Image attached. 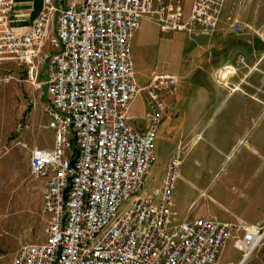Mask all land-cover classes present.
<instances>
[{
	"label": "built area",
	"instance_id": "built-area-1",
	"mask_svg": "<svg viewBox=\"0 0 264 264\" xmlns=\"http://www.w3.org/2000/svg\"><path fill=\"white\" fill-rule=\"evenodd\" d=\"M225 2L194 0L186 16L179 3L166 0L65 6L44 0L34 24L17 30L10 25L15 0H0V65L11 60L26 72L23 80L0 74V86L13 80L36 85L44 76V114L53 132V147L35 146L30 158L31 176L46 181V240L21 246L11 264H217L230 240L241 257L226 264L248 263L264 241V228L202 217L173 225L181 149L167 163L160 187L143 193L179 77L157 72L141 86L134 37L142 19L157 12L163 35H211ZM55 24L57 35L51 36ZM233 28L240 32L242 25ZM142 92L145 131L130 123ZM29 127L18 125L19 131Z\"/></svg>",
	"mask_w": 264,
	"mask_h": 264
},
{
	"label": "crops",
	"instance_id": "crops-1",
	"mask_svg": "<svg viewBox=\"0 0 264 264\" xmlns=\"http://www.w3.org/2000/svg\"><path fill=\"white\" fill-rule=\"evenodd\" d=\"M53 1L59 6H65L71 2H83L84 0ZM166 1L179 3L183 6V0ZM191 2L190 10L182 7L185 10L184 14L190 13L194 0ZM43 4L44 0H15L10 20L11 27L17 30L31 27L40 14ZM231 17H235L237 22L246 25L245 16L230 14V5L226 3L218 27L211 35L194 38L193 53L185 60L184 52L190 47V37L189 39L187 37V39L181 37L171 39L174 42L170 49V46L166 45L162 39L166 35H163L160 30L161 16L144 17L134 37L133 57L137 76L138 71L144 73L150 71L151 77L157 72H164V61L170 64V58L174 62L178 60L179 93L172 100V104L173 107L178 108L179 106L182 109L187 104L186 102L191 100L193 103L187 113V119L193 122L185 126L182 123V111L176 114L177 117L169 112L161 123L159 133L169 129L176 134L177 149H182V147L184 149V146L187 148L189 144H194L193 149L190 148L191 157L189 159L195 160L197 164L188 168V175L192 179L196 178L200 185L209 184V186L217 180L216 190L223 192L226 189L231 196L232 192L236 193L233 196L235 200H238L235 210H225L216 203L209 206L208 203L203 205L201 210L188 220L202 217L218 222L247 224L264 228V51H262L263 48L259 42L252 43L255 40L254 36H258L256 40H264V35L248 32L242 33V35L237 34L240 36L236 37L230 21ZM258 25L263 24L259 23ZM54 27L51 36L55 34L56 28ZM191 55L193 56L192 59L190 58ZM240 56L244 58L241 61L244 63L234 65L237 75L231 81L239 87V90L227 91L219 83L220 73L234 64ZM8 61L11 60H6L0 65V70L8 68ZM189 88L192 89L194 95L186 94ZM191 97H194L195 101ZM137 103L138 98L130 110V123L134 128L145 131L146 122L139 117L145 115L147 107L145 104L146 110L137 113ZM159 133L156 141V164H163L166 167L177 149L167 158L162 152L163 147L160 146L159 149L158 146ZM175 136L172 134V139H175ZM172 147L171 142L169 149ZM199 166L214 168L215 170L213 174L207 173L205 170L199 172L196 170ZM224 166L226 167L223 171L225 175L217 178L218 172ZM163 176L160 179V185ZM181 176L180 170L179 179ZM38 182L39 187L43 190V207V192L46 181L40 179ZM190 182L193 181L190 180ZM177 187L179 188L178 183ZM177 187L175 195L176 192L178 193ZM202 194H205V190ZM212 199L215 201V197ZM46 216L49 221V216ZM44 238L45 241L46 233ZM233 249L237 250L234 246ZM223 253L217 264L234 262L223 263V258L221 259Z\"/></svg>",
	"mask_w": 264,
	"mask_h": 264
},
{
	"label": "rangeland",
	"instance_id": "rangeland-1",
	"mask_svg": "<svg viewBox=\"0 0 264 264\" xmlns=\"http://www.w3.org/2000/svg\"><path fill=\"white\" fill-rule=\"evenodd\" d=\"M191 1L183 0L182 7L190 10ZM226 3L230 5V14L237 16L244 15L247 21L246 25L239 22L242 25V30L236 32L233 26L237 20L235 17L230 18L236 37L240 36L237 34L242 35V33L248 32L264 35V0H226L225 6ZM183 11L185 10L183 9ZM154 15L159 14L157 12ZM185 15L188 16L189 12ZM259 23L263 25L259 26ZM54 28H56V25ZM54 32V36H56L57 30L55 29ZM178 37L189 39L190 36L187 32H176L167 34L162 39L171 49V44L174 42L171 39ZM254 37L255 40L252 43L259 42L261 48H263L262 51H264V40H256L257 35ZM194 38L196 36L192 35L190 37V47L184 52V60L188 59L190 54L193 53ZM190 58L192 59L193 56L191 55ZM241 58L243 57H238L234 64H231L220 73L219 83L227 91L239 90V87L231 83V81L237 75L234 65L244 63L241 62L244 58L242 60ZM177 62H174L172 58H170V64L164 61V72L176 74V76L180 75L177 74L179 65ZM7 67L5 70H0V74L7 72L16 76L18 79L21 78L23 80L26 78V72L23 68L17 66L13 61H8ZM137 77L141 86H145L150 81V71L145 73L138 71ZM44 79V76H40L36 85L13 80L10 83L0 86V264H11L16 251L21 246L30 243H40L45 239L48 218L42 209L43 190L38 185L40 179H34L29 171L31 149L35 146L48 148V146L52 147L53 145V132L47 128L48 121L44 114V105L46 102V87L42 84ZM192 92V89L189 88L186 94L192 95ZM191 98L194 99V97ZM186 103L182 109L179 106L178 108L174 106L170 110V114L172 113L173 116H176L177 113L179 114L182 111V123L185 126L193 122L187 119V113L193 102L188 100ZM145 104L146 92H142L138 96L136 112H144L146 110ZM24 123L29 124V129L19 131L18 125ZM172 134L174 136L176 135L169 129L159 133L158 146L159 149L160 146L163 147L162 152L165 153L167 158L178 148L176 136L175 139H172ZM171 142L173 147L169 149ZM193 146L194 144L191 143L187 148L184 146V149L183 147L181 149L182 164L180 170L182 176L178 180V193L176 192L173 203L174 226L188 221V218H191L197 211L201 210L203 205L208 203L209 206L215 203L219 204L225 210H235L238 205V200H235V197H233L236 193L232 192L231 196L226 189L223 192L216 190L215 184L217 180L210 186L209 184L200 185L196 178L192 179L188 175V168L197 164L195 160L189 159ZM186 158L188 159L185 162ZM184 163L185 165L183 166ZM164 168L163 164L154 165L153 172H150L147 178V184L143 193H151V191L160 186V179L163 176ZM225 168L224 166L218 172L217 178L225 175L223 172ZM196 170L199 172L205 170L207 173L210 172L213 174L215 169L199 166ZM190 180L193 182H190ZM204 190L205 194L203 195ZM212 197H215V201H213ZM129 203L130 201H127L120 212H123ZM201 203L203 204L201 205ZM232 243L233 240L227 243V248L223 253L224 257L223 255L221 257V259L223 258V263L228 261L237 262L240 260L241 253L233 249ZM247 264H264V243L253 253Z\"/></svg>",
	"mask_w": 264,
	"mask_h": 264
}]
</instances>
